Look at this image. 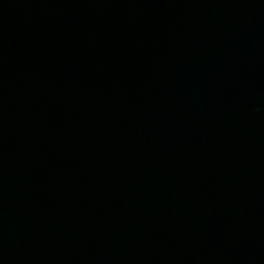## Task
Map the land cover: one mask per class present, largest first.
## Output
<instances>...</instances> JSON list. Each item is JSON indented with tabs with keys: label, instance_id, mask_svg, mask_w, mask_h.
I'll list each match as a JSON object with an SVG mask.
<instances>
[{
	"label": "water",
	"instance_id": "1",
	"mask_svg": "<svg viewBox=\"0 0 264 264\" xmlns=\"http://www.w3.org/2000/svg\"><path fill=\"white\" fill-rule=\"evenodd\" d=\"M0 264H264V0H0Z\"/></svg>",
	"mask_w": 264,
	"mask_h": 264
}]
</instances>
